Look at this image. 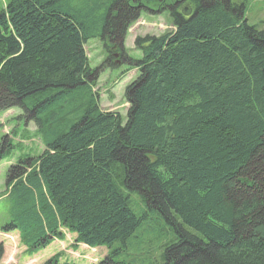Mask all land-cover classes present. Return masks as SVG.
I'll return each instance as SVG.
<instances>
[{"label":"trees","instance_id":"obj_1","mask_svg":"<svg viewBox=\"0 0 264 264\" xmlns=\"http://www.w3.org/2000/svg\"><path fill=\"white\" fill-rule=\"evenodd\" d=\"M245 1L10 0L0 111L19 108L44 150L9 166L3 232L32 254L69 231L109 247L97 264H125L136 248L163 264H264V29L247 22ZM150 5L174 28L136 37L141 57L125 56ZM96 37L137 69L125 118L94 90ZM0 145L1 160L13 147Z\"/></svg>","mask_w":264,"mask_h":264},{"label":"rangeland","instance_id":"obj_2","mask_svg":"<svg viewBox=\"0 0 264 264\" xmlns=\"http://www.w3.org/2000/svg\"><path fill=\"white\" fill-rule=\"evenodd\" d=\"M10 0H0V12H2ZM151 6V5H150ZM246 19L250 25H256L264 29V0H246ZM169 14L161 11L156 5L150 9L142 8L140 17L133 22L125 36L123 51L125 56L141 57V51L135 47V39L146 34L161 35L173 29ZM118 45V44H116ZM109 42V47L99 37L90 39L86 44V51L92 68L101 67V72L94 90L98 93L100 106L103 111L118 112L122 118L126 117L128 103L124 93L126 87L137 77V69L128 64L126 57L121 56L120 46ZM21 115L19 108L0 111V143L6 136L7 143L12 145L11 152L0 160V242L4 244V256L0 264H45L50 258L59 254V262L75 264H97L103 260L108 251V246L96 248L88 247L75 241V235L66 231L65 239H54L46 247L34 253L28 254L26 248L19 240L17 232H8L10 238H4L3 226L9 221L10 202L6 193V177L9 166L17 163L24 155L36 156L44 150V145L36 127L32 122L25 123L24 119H18ZM1 146V145H0ZM139 198H137L138 200ZM149 243H143L141 247H147ZM152 245V244H151ZM117 246V244L113 245ZM143 248V249H144ZM128 257H122L125 264H163L160 261L159 252L155 254L152 249L146 253L138 252ZM138 253V254H137Z\"/></svg>","mask_w":264,"mask_h":264}]
</instances>
